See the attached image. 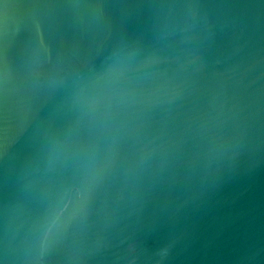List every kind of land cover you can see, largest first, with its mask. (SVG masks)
Instances as JSON below:
<instances>
[{
	"label": "water",
	"instance_id": "water-1",
	"mask_svg": "<svg viewBox=\"0 0 264 264\" xmlns=\"http://www.w3.org/2000/svg\"><path fill=\"white\" fill-rule=\"evenodd\" d=\"M0 264H264V0H0Z\"/></svg>",
	"mask_w": 264,
	"mask_h": 264
}]
</instances>
